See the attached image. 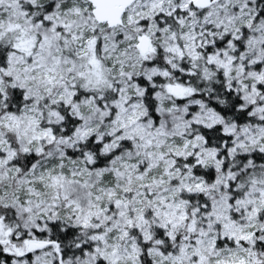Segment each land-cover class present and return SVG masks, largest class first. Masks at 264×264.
Masks as SVG:
<instances>
[{"label":"snow or ice","instance_id":"1","mask_svg":"<svg viewBox=\"0 0 264 264\" xmlns=\"http://www.w3.org/2000/svg\"><path fill=\"white\" fill-rule=\"evenodd\" d=\"M0 264H264V0H0Z\"/></svg>","mask_w":264,"mask_h":264}]
</instances>
